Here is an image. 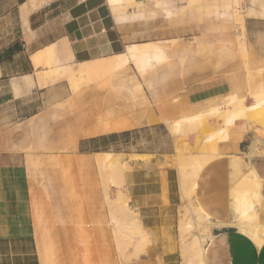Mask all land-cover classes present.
Instances as JSON below:
<instances>
[{"label":"crops","instance_id":"0c3cea01","mask_svg":"<svg viewBox=\"0 0 264 264\" xmlns=\"http://www.w3.org/2000/svg\"><path fill=\"white\" fill-rule=\"evenodd\" d=\"M153 1L0 0V264H180L175 141L194 146L205 133L224 135L225 125L212 117L204 129L202 118L192 128L182 122L180 133L170 127L233 94L247 105L264 92V0H244L238 25L186 31L162 30L160 17L134 8ZM139 45L162 57L145 68L130 61L76 90L59 76L62 67ZM253 123L264 127L235 119L227 138L205 149L215 155L198 172L192 199L219 226H211L203 264H264V239L235 225L243 218L264 225V129ZM107 153L128 165L120 186L108 185L99 167ZM108 187L141 223L146 244L136 254L125 234L119 250L111 220L120 209L117 197L109 204Z\"/></svg>","mask_w":264,"mask_h":264},{"label":"bare ground","instance_id":"6f19581e","mask_svg":"<svg viewBox=\"0 0 264 264\" xmlns=\"http://www.w3.org/2000/svg\"><path fill=\"white\" fill-rule=\"evenodd\" d=\"M236 2H237L238 6H243V4H244V0H236ZM239 19L241 20V16ZM162 53L163 52H161L159 50L158 51H150L148 49L147 45L129 46L125 53L110 57V58L105 59V60H100V61L94 62L92 64H87V63L80 64L76 67H68V66L62 67L63 68L62 74H66L68 76L70 84H72L73 87L79 86V85H85V84L93 81L95 78H98L99 76H102L106 73H109L115 69L121 68L125 64L127 65V63L130 61L135 62L139 68H145L146 66L152 64V59L153 58L155 59L156 55L160 56L159 58H161ZM33 60H34L36 65L40 64V61H41L40 56L35 55L33 57ZM155 60H157V59H155ZM253 99L254 100L251 104L244 105V104H242V102H238L236 95L233 94L227 99V101L224 103L223 106L212 107L206 113L197 115L194 118L188 117L189 119H185V118H187V117H185L184 118L185 120L183 118H181L182 119L181 123L180 122L172 123L171 124L172 132H174V133L179 132L180 133L181 132V124H183L182 122H184V121H187V123L189 122V124L192 128L198 124V120L200 118H204L208 114L214 115V118H215V116L220 117L223 120L225 125L232 124L235 119H240V118L245 119L246 121L256 119L257 114L261 113L264 115V92L255 93L253 95ZM184 124L186 125V123H184ZM224 127H223V130L226 128V127L225 128ZM184 129H186V128H184ZM221 136H222V134H219V133L214 134L213 133L212 136H209L206 138V141L213 142L214 140H216L217 138H219ZM215 143H216V141L214 142L213 147L215 146ZM211 145H212V143H211ZM211 148H209V149H211ZM252 149H253V147H251V152H253ZM214 155H215L214 151H212V152L207 151V152L199 153L200 157L199 156L196 157V155L195 156L191 155L192 158L190 160L188 158L189 164H188L187 168H189V169L186 168V171L188 170L189 172L187 171L188 173H186V174H189V175H188V177L186 175L184 177L183 176L180 177L181 188H183L185 190L184 192H188V191H190V189H191V192H194V188L196 187L195 186L196 176H197L198 172L202 169V167L207 163V161L211 157L213 158ZM137 156H134V158H137ZM130 157H133V156H130ZM193 157H195V158H193ZM98 162L102 168H105L106 170L108 169L110 171H114L115 169H120V166L125 165V163H126L125 159H123V157L121 155L110 154V153L104 154L101 157H99ZM178 162H180V161H178ZM178 162H177V165H178ZM109 180H111V179H109ZM188 181H189V183H188ZM107 182H109V181H107ZM185 182L189 184V185H187V189L185 187V185H186ZM109 183H112V181ZM190 184L192 185V187L190 186ZM189 186H190V188H189ZM191 192H188L189 193L188 195L191 196V194H192ZM182 194H183L184 198H186L185 197L186 195H184V193H182ZM193 194H195V193H193ZM194 198H195V196H194ZM126 202H127L126 198L118 197L116 205L120 209V215L118 217H116V216L113 217L111 221L114 222V224L117 226V229H118L117 230L118 231L117 245L119 247L120 252L124 251L123 248L125 245H123L124 242L122 241V239H124L123 234H125V236H127V238H128V241L130 242V244H132V246L134 248L132 253L136 254L138 251H140V250L142 251V247L144 245L143 244L144 243L143 242V235H142L143 234L142 226H141V223L137 217L136 212H134L132 210H130V212L127 211L128 208L126 207ZM194 206H195V213H196L195 217L193 219H191V221H186L183 224H181L180 235L183 236V237H181L182 241L187 243V244L193 243L195 245L196 244L195 242H197V238H199V240L200 239L202 240V242H200V244L198 245V249H197V256H198L197 262H199V264H203V254L205 252V244L204 243H206V241L208 239L212 238V234L210 232L209 233H203V232L205 231V229H208V227H211L212 225L219 226V224L210 222L209 221V215H207L206 212H203L201 210V208L196 203H194ZM235 225H237L241 231L250 235L256 242L263 241V239H264V225L250 223L249 221H246L244 218L237 221L235 223Z\"/></svg>","mask_w":264,"mask_h":264},{"label":"rangeland","instance_id":"374dc122","mask_svg":"<svg viewBox=\"0 0 264 264\" xmlns=\"http://www.w3.org/2000/svg\"><path fill=\"white\" fill-rule=\"evenodd\" d=\"M196 1H198V0H164V1L154 0L153 2L146 3V4H136L134 6V8L136 10L143 11L144 15L141 16L143 18L160 17L159 19L156 20V23H157V25H160L162 30H166L168 26H171L173 29H175L177 31L178 30L179 31H186V30H192V29H195V30L196 29L216 30V29H225L230 24L231 25L240 24L239 23L240 22V20H239L240 15L239 14L240 13L242 14V6H238L236 0H230V5L228 6L227 10L224 6H222L221 10L215 14L208 13L207 12L208 7H212L213 5L220 4V3H222L223 0H199L203 3H205L206 5H205V7L199 8L198 10L193 9L191 7V3L196 2ZM44 64H46L48 66H51L53 64L50 54H47V56L44 60ZM106 74H108V73H106ZM51 75H52L51 70L46 72V73L45 72L42 73V76H43L42 78L44 79V83L47 82V80H50ZM59 76L60 77L63 76L62 73H60ZM95 79H97V78H95ZM69 85H70L72 90L79 89L81 86H83V85H79V86H75L76 87L75 88L72 86V84H70V82H69ZM227 99L228 98L223 100L220 105L223 106L224 103L227 101ZM252 102H253V100L251 102H247L246 104L249 105ZM243 104L245 105V100L243 101ZM208 115L205 116L204 118H202L203 122L201 123V125H202L201 128L199 127L200 129L206 128L208 125V119L214 117V115H212V114H211L212 116L210 114H208ZM216 119H220V117H216ZM256 119L264 120V115L259 113V114H257ZM253 124H258L260 127H262V125L260 123H253ZM229 125H232V124L225 125V127L227 128V126H229ZM226 128L224 130V135L217 138L213 142L206 141V137L213 134V133H207V134L205 133L204 138L200 142L197 141V143H195L194 146H191L189 144V141L185 137H181L175 141V147H174L175 148V151H174V153H175V157H174L175 159L174 160L175 161H174V163L177 166V168L179 167L178 168V170H179V182H181L180 181L181 176L184 177L186 175L188 177V175H189V174H186L189 172L188 170H187L188 172L186 171V168L188 167V164H189L188 158L190 160L192 158L191 155L195 156V154H198L199 152H207L208 150L205 151V149L207 147L208 148L213 147V144L215 141L227 138V129ZM262 128L264 129V127H262ZM170 130L172 132L171 127H170ZM220 130H221V128H220ZM257 132H260V131L257 130ZM142 136H143V138H147L150 135H148V132H144V133H142ZM159 139H160V137H159ZM211 143H212V145H211ZM209 152H211V151H209ZM196 157H198V155H196ZM193 158H195V157H193ZM176 161L177 162L180 161V162H178V165L180 164L179 166L177 165ZM99 167L101 170L108 172V175H107L108 178L106 179V181H109V182L112 181V183L114 185L120 186L121 181H122L121 180L122 172H124L127 169L128 165L125 163V165L120 166V169H115L114 171H110L108 169L106 170L105 168H102L100 165H99ZM187 169H189V168H187ZM109 179H111V180H109ZM109 182H107V184H111ZM188 183H189V181H188ZM188 183L185 182L186 189H187V185H189ZM180 186H181V184H180ZM190 186L192 187L191 184H190ZM190 186H189V188H190ZM184 191L185 190L182 188V192L184 193V195H186L185 196L186 198L183 197L184 204L181 208V213H180V218H181L180 225L186 221H191V219H193L195 217V214H196L195 213V206H194L195 202H194V199H191L193 196L191 193H193V192H191V189H190V191H188V192H191L190 193L191 196H190V195H188L189 194L188 192H184ZM108 192H110V193H108V202L110 205H113L112 203L115 202L116 197L117 198L118 197L126 198L124 195L122 196L121 195L122 193L119 191L118 194L116 193L115 198L112 199L111 198L112 197L111 187H108ZM126 207H127V202H126ZM127 211L130 212L129 209ZM115 213H117V211ZM114 214H113V217H115ZM257 220H259L258 215H257ZM209 232L211 233V227H208V229H205V231L203 233H209ZM181 237H183V236L180 235V241H181V245H180L181 246V249H180L181 262H180V264H189V262L192 264H199V262H197V260H198L197 249H198V245L200 244V242H202V240L201 239L199 240V238H197V242H195L196 244L194 245L193 243L187 244V243L183 242ZM144 242L145 243H144L142 248H144V246L146 244V241H144Z\"/></svg>","mask_w":264,"mask_h":264}]
</instances>
